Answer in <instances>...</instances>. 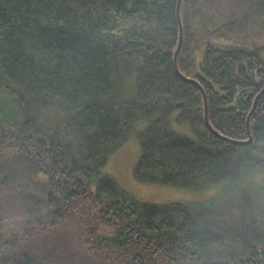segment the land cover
<instances>
[{
	"label": "trees",
	"instance_id": "obj_1",
	"mask_svg": "<svg viewBox=\"0 0 264 264\" xmlns=\"http://www.w3.org/2000/svg\"><path fill=\"white\" fill-rule=\"evenodd\" d=\"M177 4L0 0V264H264V0Z\"/></svg>",
	"mask_w": 264,
	"mask_h": 264
},
{
	"label": "rangeland",
	"instance_id": "obj_2",
	"mask_svg": "<svg viewBox=\"0 0 264 264\" xmlns=\"http://www.w3.org/2000/svg\"><path fill=\"white\" fill-rule=\"evenodd\" d=\"M143 123L137 125L138 129ZM177 131L191 135L188 125H175ZM140 153L138 140L131 135L122 145L113 152L106 165L102 169V173L108 174L114 178L119 187L141 201L153 203H165L169 201L196 202L204 200L213 194L216 190L210 188L203 192H194L173 186L161 184H145L136 181L132 175L133 166ZM252 181L254 183H262L263 174L259 170L252 172ZM259 186L258 184H256Z\"/></svg>",
	"mask_w": 264,
	"mask_h": 264
},
{
	"label": "water",
	"instance_id": "obj_3",
	"mask_svg": "<svg viewBox=\"0 0 264 264\" xmlns=\"http://www.w3.org/2000/svg\"><path fill=\"white\" fill-rule=\"evenodd\" d=\"M178 7H179V0H178V4H177V14L179 13V9H178ZM181 42H182V30H181V27H180L179 42H178V46H177V49H176V51H175V54H176L177 51L179 50L180 45H181ZM174 58H175V57H174ZM181 77H182L184 80L187 79V77H185V76H183V75H181ZM196 83H197V82H196ZM202 92H203V90H202ZM250 94H251V92L248 93V95H250ZM258 95H259V94H257V96L255 97L254 102H253L252 109H251V111L249 112V114H248V116H247V121H246L247 131H249V119H250V114L253 112V110H254V108H255V105H256V102H257ZM203 98H204V104H205V122L208 124V122H207V114H206V111H207V110H206V98H205V95H203ZM249 140H250V139H249Z\"/></svg>",
	"mask_w": 264,
	"mask_h": 264
}]
</instances>
